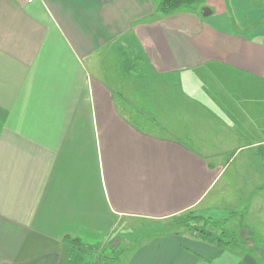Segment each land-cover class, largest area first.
Here are the masks:
<instances>
[{
	"label": "crops",
	"instance_id": "1",
	"mask_svg": "<svg viewBox=\"0 0 264 264\" xmlns=\"http://www.w3.org/2000/svg\"><path fill=\"white\" fill-rule=\"evenodd\" d=\"M159 3L0 0V264H72L123 220L263 207L264 0ZM157 99L175 138L144 128ZM257 237L156 236L123 264H264Z\"/></svg>",
	"mask_w": 264,
	"mask_h": 264
},
{
	"label": "rangeland",
	"instance_id": "2",
	"mask_svg": "<svg viewBox=\"0 0 264 264\" xmlns=\"http://www.w3.org/2000/svg\"><path fill=\"white\" fill-rule=\"evenodd\" d=\"M140 90V89H138ZM141 89L140 91H142ZM147 92L148 89H145ZM137 95V93H135ZM158 112H152L151 116L154 122L149 126H144L145 130L166 137H177L178 135L168 127V104H163L157 99ZM145 108V107H144ZM165 121H163V119ZM262 209V210H261ZM243 214V215H242ZM233 216V217H232ZM230 217H216L220 222H224L225 227L233 231L236 239L238 240H252L255 239L257 244L258 235L264 234V204L263 207H252L246 213H237L236 216L232 214ZM195 224V223H194ZM196 226H202L199 224ZM248 227H251V231ZM207 229L213 231L215 234L218 232L212 225H208ZM115 234L109 242L102 247L96 249L73 247L74 260L80 264H123L127 257L131 254V250L138 245L147 242L156 236L167 234H190L198 231L188 230L186 228L176 226V222L172 219L163 221L152 220H123L122 224L117 228ZM201 236V235H200ZM238 242V241H237ZM235 242L233 245H237ZM236 248V247H235ZM233 249V247H232Z\"/></svg>",
	"mask_w": 264,
	"mask_h": 264
},
{
	"label": "trees",
	"instance_id": "3",
	"mask_svg": "<svg viewBox=\"0 0 264 264\" xmlns=\"http://www.w3.org/2000/svg\"><path fill=\"white\" fill-rule=\"evenodd\" d=\"M204 1L205 0H160L158 12L164 16H170L182 9L194 8ZM172 220L176 222V226H180L188 230H196L199 235L205 239L218 243L223 248L231 246L236 239L233 231L225 227L224 222L215 221L202 215H197L192 211L173 217ZM196 224H202V226H196ZM208 225H212L220 233L215 234L213 231H209L207 229ZM72 264H76L75 260Z\"/></svg>",
	"mask_w": 264,
	"mask_h": 264
},
{
	"label": "built area",
	"instance_id": "4",
	"mask_svg": "<svg viewBox=\"0 0 264 264\" xmlns=\"http://www.w3.org/2000/svg\"><path fill=\"white\" fill-rule=\"evenodd\" d=\"M20 1L23 2V3H26V4H30V3H33V2H35L37 0H20Z\"/></svg>",
	"mask_w": 264,
	"mask_h": 264
}]
</instances>
